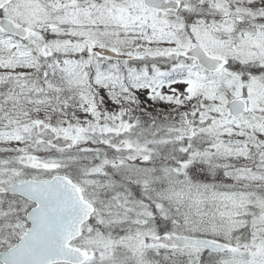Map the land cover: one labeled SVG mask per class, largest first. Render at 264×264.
Returning <instances> with one entry per match:
<instances>
[{
    "label": "snow or ice",
    "instance_id": "6c2138e0",
    "mask_svg": "<svg viewBox=\"0 0 264 264\" xmlns=\"http://www.w3.org/2000/svg\"><path fill=\"white\" fill-rule=\"evenodd\" d=\"M0 264H264V0H0Z\"/></svg>",
    "mask_w": 264,
    "mask_h": 264
}]
</instances>
